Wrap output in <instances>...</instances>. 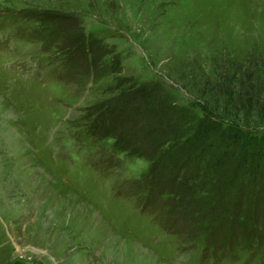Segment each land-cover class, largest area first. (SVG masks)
I'll list each match as a JSON object with an SVG mask.
<instances>
[{"label":"rangeland","instance_id":"1","mask_svg":"<svg viewBox=\"0 0 264 264\" xmlns=\"http://www.w3.org/2000/svg\"><path fill=\"white\" fill-rule=\"evenodd\" d=\"M240 63L264 0H0V264H264Z\"/></svg>","mask_w":264,"mask_h":264},{"label":"trees","instance_id":"2","mask_svg":"<svg viewBox=\"0 0 264 264\" xmlns=\"http://www.w3.org/2000/svg\"><path fill=\"white\" fill-rule=\"evenodd\" d=\"M255 67H257L255 69ZM242 63L239 64V74H244L246 72H250L249 75H247L248 83L250 89H253L254 86H258L260 84H264V78L261 79L260 76L263 73H260V69H258L257 63L255 65L253 64V67L246 66L245 68H242ZM238 74V73H237ZM264 74V73H263ZM244 78V75L242 76ZM234 100L236 101V105L240 106V109L242 110H249V111H257L260 113V120L257 122L258 124H264V96L263 98L259 97L255 92L251 93L248 92L247 95H241L240 93H233ZM261 101V103L257 102ZM230 138V137H229ZM247 136H245L244 133L238 135V139L245 140ZM261 149L263 151L264 155V134L260 137V144Z\"/></svg>","mask_w":264,"mask_h":264}]
</instances>
